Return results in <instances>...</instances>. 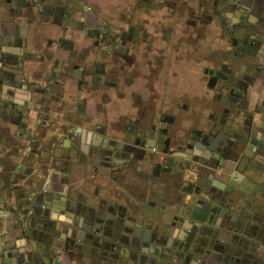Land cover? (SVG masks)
Segmentation results:
<instances>
[{
  "label": "flooded vegetation",
  "instance_id": "af4514ba",
  "mask_svg": "<svg viewBox=\"0 0 264 264\" xmlns=\"http://www.w3.org/2000/svg\"><path fill=\"white\" fill-rule=\"evenodd\" d=\"M204 3L205 0H4L0 8V83L6 84L8 95L0 107L12 105L24 111L25 119L31 123L36 120L33 112L38 110L43 114L42 122L48 119L56 126L86 125L97 133L93 138L96 142L88 150L92 182L96 184L105 177L107 181L101 185L119 189L117 193L133 188L166 196L165 200L133 201L122 193L125 203L117 204L118 216L106 214L96 220L95 215L86 214V218L90 217L85 226L88 233L78 238L81 248H88L85 253L90 264H211L202 256L209 253L208 248L200 249L191 258L177 249L193 223L186 219L190 209L187 196L180 190L194 187V196L203 201L207 193L204 187L222 190L226 195L232 192L240 198L237 190L250 186L243 173L225 168L222 157L217 162L220 177L207 180L198 176L192 180L188 175L199 168L194 154L202 144L214 151L223 141L228 143L226 148L243 141L257 145L256 154L264 151L255 144L262 134L251 137V121L242 115L245 88L251 80L248 70L253 64L249 62V42L246 45L245 37L236 39L230 27L207 26L214 14L205 10ZM27 32L32 35L30 42ZM11 61L16 62L17 73L12 72L10 77L3 65ZM45 61L61 62L63 74L54 79L45 73L42 83L27 76L29 62ZM68 75L79 81L72 97L76 104L73 111V101L69 99L51 106L55 101L51 99L58 96L55 86L64 83L63 77ZM25 90L26 95L31 93L30 99L22 96ZM79 91H84V96L79 97ZM83 97L93 104L83 106ZM239 117L245 119L238 132L234 123ZM82 125L76 128L85 129ZM118 156L127 161H119ZM207 161L202 165H208ZM125 169L137 173L134 186L120 182ZM12 185L10 181L9 187ZM172 202L178 204L177 210L182 205L183 212L163 220L162 210L170 209ZM130 208L139 214L133 219L134 226ZM146 208L154 209L150 210L160 219H149ZM196 224L202 231H210L202 223ZM21 231L26 236L22 227ZM119 236L131 243L129 253L121 261L108 263L106 247Z\"/></svg>",
  "mask_w": 264,
  "mask_h": 264
},
{
  "label": "crops",
  "instance_id": "0c3cea01",
  "mask_svg": "<svg viewBox=\"0 0 264 264\" xmlns=\"http://www.w3.org/2000/svg\"><path fill=\"white\" fill-rule=\"evenodd\" d=\"M231 1L232 4L224 0H205L203 7L209 14H214V17L207 21V26H220L222 29L230 27L235 30L236 39L245 37L249 42V62L253 64L248 70L251 80L245 88L242 115L251 121L250 135L254 138L264 132V52L257 43L264 38V0ZM27 36L28 42L33 40L31 34L28 33ZM12 48L11 51H20L18 47ZM27 65V76L39 80L40 83L45 73L56 79L58 75L63 74L61 69L64 68L61 62H29ZM43 65L46 66L44 70ZM16 67L14 61L3 65V69L8 71L6 75L10 77L12 72L17 73ZM63 82L55 86L58 96L51 99L55 100L51 106L60 105L63 99L73 101L72 97L77 93L76 86L79 81L76 77L68 75L63 77ZM5 90L6 84L0 83V105L3 97L8 96ZM26 93L25 90L22 96L30 99L31 93ZM78 93L79 97H82L85 92ZM33 94L35 99L38 98L37 92ZM92 104L90 99L83 102V106ZM75 106L73 101L70 111H73ZM23 113L24 111L20 112L12 105L4 109L0 107V252L4 255L0 256V264H90L85 253L88 248H81L78 238L80 234L84 236L88 233L85 226L90 217L86 218V214L95 215L96 220L106 214L110 217L118 216L120 210L117 204L125 203L123 196L133 201L137 198L142 201L166 199L164 193L159 196L158 192L153 190L137 192L133 188L122 192L123 196H120L122 193H117L119 189H106L101 185L107 181L105 177L99 178L95 184L91 181L93 173L88 157L91 144L96 142L93 139L97 136L95 131L82 124L65 123L56 126L48 119L42 122L43 114L38 110L33 112L36 120L31 123L25 119ZM243 118L239 117L238 121H235V131L239 132ZM76 125H82L87 132L85 129H77ZM198 149V154L194 155L199 161V168L197 171L188 172L192 180H196L198 176L206 177L207 180L220 177L218 171L221 170L217 162L220 161L219 157H222L227 170L235 169V173L238 170L250 182V186L247 184L243 187L244 191L237 190L241 196L239 200L243 203L231 209L223 208L225 204L218 202V199L227 196L224 191L212 190L210 186L204 187L207 193L203 197V204H197L199 197L194 196V187L175 191L180 190L183 196H187L190 210L193 206L202 210L210 205L219 210L214 220L205 223L210 232L215 234V238L206 247L209 253L202 254L203 258L213 264H264V151L256 154L258 146L243 141H236L229 147H224L223 153L212 151L204 144ZM118 159L121 162L127 161L119 156ZM205 159L208 160L206 166L202 165ZM136 162L135 159L134 163ZM136 175L135 170L125 169L121 173L120 182H128L130 186H134ZM10 181L13 184L11 187ZM244 205H256V213L244 211ZM150 206L156 207L151 204ZM177 206V203H173L170 209H163V220L182 213L183 206H179L178 210ZM150 209L146 208V213L149 219H154V215L158 214L152 213ZM166 210L170 212L169 216L166 215ZM129 215L132 217L131 225L134 226L133 219L139 214L136 209L130 208ZM144 224L146 225V222ZM21 227L26 236L22 234ZM140 231L144 232L142 228ZM239 238H242L241 245L236 243ZM187 256L191 258V255ZM224 257L228 258V262ZM172 263L179 264L173 261Z\"/></svg>",
  "mask_w": 264,
  "mask_h": 264
},
{
  "label": "water",
  "instance_id": "95a60500",
  "mask_svg": "<svg viewBox=\"0 0 264 264\" xmlns=\"http://www.w3.org/2000/svg\"><path fill=\"white\" fill-rule=\"evenodd\" d=\"M224 1L226 3L232 4L231 0H224ZM254 40L257 41L256 39H254ZM257 43L259 46H261L260 49L263 50L262 52H264V38L259 40V42H257ZM246 45H248V40H247ZM252 142H255V141H252ZM260 142H262V143H260ZM263 142H264V134H262V136H260V138H257V142L255 144H258L260 148H264ZM226 146H228L227 141H223L222 145L220 144L218 148H216V149L212 148V149H214V151L218 150L219 152H223L224 147H226ZM224 196L222 198L218 199V202L220 204H225L223 206V208L231 209V207H234V206L238 205L239 203H243L242 201L239 200V198L236 199L235 197H233L231 195L230 196L227 195L226 197H224ZM198 203L203 204L202 201L197 200V204ZM209 205H210V202H209L208 206ZM254 206H256V205H251L248 207L246 205H244L243 209H244V211H247L249 213H256L254 210ZM223 208H221V211L223 210ZM196 213H198V214L201 213V214H199V215H201V217H198V215ZM218 213H219V210L215 207H212L211 205L209 207L202 208V210H200L198 206H193V208L187 214V218H186L188 221H190V223H192V222L193 223L191 226L188 227L187 238L182 243L179 244L177 249H181V250H183V253H185V255L187 253V255H191V257H193L194 253H197L202 248L205 249L206 247H208V245L213 242V239L215 238V234L213 232H210V231H208V232L202 231L199 228V225H197L196 223H202V225L205 226L206 225L205 223L214 220ZM118 222H120L121 225L124 224V221H122V220H118ZM117 226H119V225H117ZM205 227H207V226H205ZM207 228H209V227H207ZM110 229H113V228H110ZM112 240H113V242L108 244L106 247L108 253H107V257L105 260L108 263H113V262L123 260L128 255L129 248H130L129 246H131V243H128L127 240H123L120 236L117 238L113 237ZM119 241H121V244L116 243ZM241 242H242V238H239L238 240H236L237 244L241 245ZM207 251L208 250H206V252ZM2 253L0 252L1 257L4 256ZM224 253H226V251ZM224 258H225V261L228 262V260H227L228 258L227 257H224Z\"/></svg>",
  "mask_w": 264,
  "mask_h": 264
},
{
  "label": "rangeland",
  "instance_id": "374dc122",
  "mask_svg": "<svg viewBox=\"0 0 264 264\" xmlns=\"http://www.w3.org/2000/svg\"><path fill=\"white\" fill-rule=\"evenodd\" d=\"M4 5V0H0V8Z\"/></svg>",
  "mask_w": 264,
  "mask_h": 264
}]
</instances>
